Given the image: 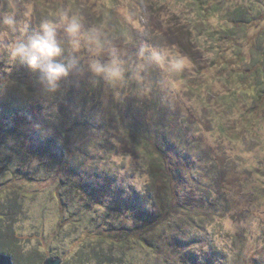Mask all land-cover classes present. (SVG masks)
<instances>
[{
    "label": "rangeland",
    "instance_id": "rangeland-1",
    "mask_svg": "<svg viewBox=\"0 0 264 264\" xmlns=\"http://www.w3.org/2000/svg\"><path fill=\"white\" fill-rule=\"evenodd\" d=\"M13 2L17 31L0 25V33L7 32L0 37V69L6 71L0 86V143L5 128L19 127L26 139L21 142L18 136L14 145L21 144L26 152L12 156L11 174L0 175V210L13 212L9 226H4L10 229V237L0 238V253L10 256L13 264H42L45 258H59L61 264H105L88 255L99 247L108 254L109 245L83 240L89 234L83 231L80 206L86 204L99 220L108 218L127 226L135 224L134 216L141 209L150 213L156 209L147 196L142 166L151 155L142 147L133 148L137 139L128 134L129 123L133 130L156 126L151 128L156 129L153 142L173 148L169 154L178 167L176 200L182 207L164 219L166 223L156 222L144 233L147 243L155 245L160 233L176 236L175 247L148 252L134 244L124 250L118 246L116 252H124L132 264H264V112L255 119H242L240 112L227 110L217 100L229 86L215 69H208L209 41L190 25V46L199 54L200 74L210 82L202 96L190 88L198 68L191 61L190 68L175 73L141 55V49L152 47L180 51L176 44L180 34L187 42L188 36L178 24L197 20L193 10L182 0ZM7 3L0 0V10H6ZM25 3L33 8L27 18ZM220 4L262 11L248 34L264 26V0H220ZM64 12L77 16L84 32L94 30L104 51L94 55L86 41L74 51L63 26L58 27L57 41L63 50L58 61L69 65L70 71L59 90L49 94L39 71L13 60L8 45L26 40L44 22L59 23ZM218 21V15L207 20L211 27ZM249 40L243 34L244 48ZM113 49L125 77L109 85L94 76L88 65L92 59L109 60ZM217 118L224 125H216ZM221 126L231 130L225 134L230 139L221 135ZM60 130L66 131L65 138ZM50 157L59 159L57 164ZM47 161L49 168L36 167ZM17 168L35 180L17 177ZM60 179L66 187L59 189L69 203L66 209L56 199ZM111 204L118 206L112 211Z\"/></svg>",
    "mask_w": 264,
    "mask_h": 264
},
{
    "label": "trees",
    "instance_id": "trees-1",
    "mask_svg": "<svg viewBox=\"0 0 264 264\" xmlns=\"http://www.w3.org/2000/svg\"><path fill=\"white\" fill-rule=\"evenodd\" d=\"M182 2L193 10V14L197 19H188L186 22L188 25L186 23L178 24L180 27L178 29L181 30L182 34H184L182 31L187 32L186 34L188 37L186 40H188V42L184 41L185 39L182 38L184 35L182 36L181 34L179 36V41L176 42L179 50L185 54L194 65L198 66L196 69L197 78L190 80L192 83V86H190L191 90L195 91L197 95L202 96V89H208L210 82L206 76L200 74L201 65L199 62V54L195 50V47L190 46V44H192V30L189 28V25L192 26V29L196 32L204 34L207 41H209L207 44L211 47L210 51L212 52V57L208 69H215L218 75H220L218 78L229 86L227 92L217 97V100H221L227 110L236 113L240 112L242 119L244 116L255 119V116L259 115L261 111L264 112V26L261 28L260 32L257 31L251 35L248 34V28L253 27L254 24L259 21L258 18L262 15V11H255V13H252L244 5L232 6L230 8L223 7L220 4V0H182ZM215 15L219 16L220 21H218L215 26L211 27L207 20L210 16L214 17ZM243 34L246 37H250L247 48H244L241 44ZM5 72V69H0V86ZM191 83H189V85H191ZM239 98L241 102L238 101ZM222 121L223 120H218L217 118L216 125H224L225 122ZM126 126L128 134L132 135V138L137 139V141L135 140V142H133V148L137 149L142 147L144 153L147 151L146 153L151 155V157H148L149 160L147 164L142 163V166L148 179L149 192L147 196L153 201L156 212L150 213L141 209L137 216H134L135 224L127 226L122 224V222L119 223V221H117L116 223L108 218L105 220L103 219L104 221L99 220L97 219V215H93L90 213L89 209H86V204L83 205V207L80 206L79 210L83 213L82 220H85V222L83 221L85 224L83 231L89 234L85 235L83 240L93 241L95 244L104 242L112 246H108V254L105 253L101 247L93 248L88 251L89 256L96 260L97 258L98 260L100 259V261L105 260V264H132L127 260V256L124 252H116V247L118 246H120L118 247L120 250H124L134 248L133 246L136 244L141 250L149 252L157 250L158 248L162 249L165 245L168 247H175L177 244L176 236L169 238L160 232V235H158L159 241L156 245L147 243L145 239L147 230L150 229L153 224L156 222L161 224L166 223L167 221L165 220L166 222H164V219L173 215L178 208L182 207L176 200V187L178 185L177 183H179L178 167L174 161H171V154H169L173 148L170 147V149H167L164 145H158L153 142L156 129L151 128L156 126H148L144 131L142 128L138 130L130 129L129 123ZM149 129H151V131H149ZM22 132V129L19 127L15 128L13 126L11 128H5L2 134L5 139L0 143V151L2 152L0 156L3 155V158H5L2 163L0 162V175L7 173L11 174V172L8 171V164L13 163L14 158L12 156L14 154L20 156L22 153L26 152L21 144L20 146L14 145V140L18 136L21 142L26 139ZM219 132L223 137H226L225 134L231 132V130L221 126ZM60 135L62 138H65L66 131L60 130ZM128 136L129 135H127V137ZM226 138L230 139L229 137ZM50 159H52V157H50ZM21 160L23 161L24 158ZM52 160L56 164L59 161V159ZM48 161L44 163L40 162L36 167L39 168L44 166L45 168H49ZM18 170L17 168V177H23L27 181L35 180L29 173L27 174L24 172L20 174ZM69 182L74 186L73 179ZM57 185L59 187L56 191V199L60 207L63 206L62 209H66L69 207V203H66L63 196L59 194L61 192L60 190L63 191L66 188L64 181L60 179ZM117 206L118 205L111 204L109 209L113 211ZM11 214H13V212L5 209L3 211L0 210L1 239H6L9 235L8 232L10 229L4 226H9ZM118 215V219L121 220L122 216L120 214ZM1 226L3 227L1 228ZM92 226L93 229H91ZM108 226L112 227L109 228ZM101 228H103V230H101ZM9 237L10 236L7 238ZM165 237L166 239L163 241ZM162 242L165 244L161 245ZM84 248L85 247H82L79 250L83 251ZM167 263L166 261V264ZM98 264L101 263L98 262Z\"/></svg>",
    "mask_w": 264,
    "mask_h": 264
},
{
    "label": "clouds",
    "instance_id": "clouds-1",
    "mask_svg": "<svg viewBox=\"0 0 264 264\" xmlns=\"http://www.w3.org/2000/svg\"><path fill=\"white\" fill-rule=\"evenodd\" d=\"M32 11V5L25 3L24 17H30ZM0 25L10 31H17V6L13 0H8L6 10H0ZM61 26L69 37L74 51H79L82 41L91 46L94 55L104 51V45L95 31L84 32L80 19L68 12L59 16V23L44 22L40 25V31L30 35L26 40L17 39L8 45L13 60H19L33 71H39L40 82L49 94H55L59 90L61 82L68 77L70 71L69 65L58 61L63 52L57 41V29ZM26 27L27 25L25 29ZM4 36H7V32L0 33V37ZM141 55L162 70L170 72L182 73L191 67L189 58L178 50L152 47L141 49ZM109 56L110 59L107 61L90 60L88 67L94 76L109 85H116L124 80L125 69L114 49L109 52Z\"/></svg>",
    "mask_w": 264,
    "mask_h": 264
},
{
    "label": "water",
    "instance_id": "water-1",
    "mask_svg": "<svg viewBox=\"0 0 264 264\" xmlns=\"http://www.w3.org/2000/svg\"><path fill=\"white\" fill-rule=\"evenodd\" d=\"M59 258H45L42 264H61ZM0 264H13L11 257L0 253Z\"/></svg>",
    "mask_w": 264,
    "mask_h": 264
}]
</instances>
